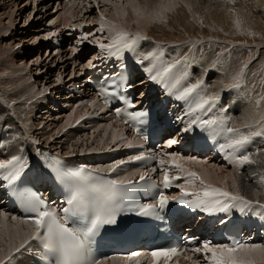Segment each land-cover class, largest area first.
<instances>
[{
	"label": "bare ground",
	"instance_id": "1",
	"mask_svg": "<svg viewBox=\"0 0 264 264\" xmlns=\"http://www.w3.org/2000/svg\"><path fill=\"white\" fill-rule=\"evenodd\" d=\"M179 1L180 0H134V3H133V2H130V0H109V2L106 3L105 0H84L85 4L80 7L81 9L76 8V4H77L76 2L68 3V4L62 3L61 7H56V10L59 9L60 11L61 8L62 10H64L63 11L64 15H60L57 18L58 19L57 23L59 26L61 25L65 26L66 24H69V22H71V19L73 18H76L79 21H83L85 19L83 18L84 12L88 14L89 10L91 9L90 6L93 5V6L100 8V11H99L100 14H103L105 12L103 16H104V20L106 22V27H107V28L105 27V29L106 30L108 29L109 32L108 31L107 32L110 34L109 39H113L116 33L123 29L124 31H127V33L130 32L129 35L131 33L133 34L139 33L141 36L143 35L149 36V32L152 31L153 27H155L154 22H159L163 20L167 16V13H166L167 11L169 12L170 10H174L176 6L178 5V3L180 5ZM181 1L183 4H186L187 6H189L192 3V5L190 6L192 8L193 6L197 4L203 5V6L205 4L203 0H181ZM207 1H209L212 4H223L222 6H220V9L224 10L225 12L228 11V8H230V6L232 5V6L239 8V10L241 9L242 11H245L244 13H246V15L248 13H254L264 19V11L261 10V9H264L263 0H232V1L219 0L220 3H218V0H207ZM44 2L45 0H43V3ZM108 4L110 5L106 7ZM15 8H16V5H15ZM134 8L137 9V12L139 14L133 11ZM76 9L78 11L75 14L74 11ZM69 11L71 12L70 15H68L67 13ZM2 15L0 17H4L5 15L7 16L9 23L7 24V26H5L4 24L2 25L1 19H0V37L7 35L9 30L16 26L13 12L8 13V10H7V12ZM98 22L100 23L101 19ZM113 24L116 25L115 29L111 27ZM81 33L82 31L79 30L78 34H81ZM74 34H76V30L69 29L68 31L66 32L64 31L62 34L60 33L51 39L50 44H52V42H58V44L62 45V43L66 41L64 43V45H66L67 42L71 41L69 43V47L72 44V41L77 39L75 40V45H74L75 51L72 50L73 48L72 49L70 48V50L67 48L70 52V57L64 59L65 56H61V54L66 53V51L64 52L60 50L61 52L56 51L53 54V56L51 55L52 56L51 58H54L57 56L56 60L58 61H60L61 59L62 62L70 61L72 63L74 60L73 64L77 65L76 67L78 68L77 70L81 71L82 79L84 81L83 73L87 69V66L84 67V65L83 66L79 65L78 60H79L80 54L85 52L81 50H84L82 49L83 44H84L83 42L86 41L87 36L85 37L86 39H84L83 37L80 38L81 36H84L82 34L81 36L77 38V35H74ZM57 37H59V39H57ZM146 41L141 43V47H142L141 54H143L144 56H148L150 53L156 52V54L163 53V55H166V58H168V55L169 57H171L170 55L174 53L173 51L171 52L170 50H168V52L165 51L164 49L166 48L164 49L160 47L157 48L155 44L153 43V41L152 43L146 42ZM10 46H11V49L8 50L9 53L5 56V59H7L5 64L7 63V65L9 64L10 66H6V68H4L5 70H7L6 75H8V78L5 77L3 78V80H0V127L3 124L5 126L3 130L0 129V143H2L3 140L6 143L8 139L12 138V141L15 142V144L12 145V148L10 149L9 152L6 151V155L9 157L7 158V160L11 159L12 157L19 156L21 162L24 163L26 167L27 164L30 165L32 160L35 159V152L32 153L28 148L30 144L33 146H37L39 142H41V140L42 142L51 141L52 137L46 138L47 136L46 132L44 134V130L38 129L39 128L38 127L37 130L40 132L42 131V134L39 133L42 136H37L35 138L33 136V135L36 136V132H34V126H32L31 124H28V125H24L23 127H25L26 128L25 130L27 131H33L34 134H31V135L29 134L30 136L29 138L31 139V141L25 138L26 136L23 133V129L22 127H20V125L27 124L28 122L26 120H29V117H30L29 115L28 117L24 115V114H27L26 106L28 104L26 105V103H28V101L31 100L30 103L33 105L31 109H36L40 107L39 100H43V98H37V94L39 96L38 92H41L39 90H36V85L38 83L32 84V82L29 81L30 78L28 79L26 78L27 75L23 77L21 76L24 70L26 71L28 76L32 75V71H30L29 69H26L27 67L25 64L18 63V61L13 57L14 55H12V53L15 51L13 50L15 45L11 44ZM50 48H52V46ZM54 48L62 49L63 47L60 46V47H54ZM84 48H87V47H84ZM87 49H89V47ZM49 51H51V49ZM100 51H103V50H100ZM100 51L95 52L93 54L91 53L89 55V57L91 58H89L88 62L98 61L97 59H101L107 55V54L102 55ZM132 52L133 51H129V50L126 51L125 54H123L122 56L120 55L121 56L120 59L122 61H125L131 55L133 56ZM74 54H77V55H74ZM208 54L203 51V53L196 54L195 58L192 57V59H190L192 61L191 63L195 64L196 66L191 64L190 70L192 71H190V73L188 74V78H192L194 76V79H197L201 77L204 73L209 71L208 76L211 77L210 78L211 84L207 82V90H208L207 93L208 95L211 93H214L216 95L212 94L210 96H207L206 98L214 97L215 101L211 105H206L205 109L202 110L201 112H197L192 117L193 119H197V118L199 120L213 119L212 106L217 102L218 98L222 96V90H224L226 87L225 81H226V77L228 76V72L227 73L220 72V74H216V76L212 77L214 71H211V70H213L215 67L220 66V69L222 68V70L226 71L227 68L225 66L227 64L226 62L227 57L229 55L223 57L222 61L219 62L220 65L215 66L213 59H212V55H208ZM178 55H180V51ZM192 56H194V54H192ZM110 58L111 56L109 57L110 61L112 62L115 61V56H114V59H110ZM155 58L156 56L154 58L148 59V62L150 61L153 62ZM133 59H134L133 65L135 66V68L140 69L138 67V63L136 64L135 62L137 58L135 59V57H133ZM178 59L176 58V60L174 59L172 60L177 61ZM160 63H163V62L161 61ZM160 63L158 64L157 69L155 66V69H156L155 73H157L163 66H166L165 63L163 64H160ZM180 67H177L179 68L178 69L179 73L182 72V69ZM65 68L66 67H62L61 69H59L60 78H62L64 73L66 72L64 71ZM152 75H154V73H152L150 76ZM249 77L250 76L248 75L247 78L245 79H248ZM149 78H148V81H154L155 83L157 82L156 80H153L151 78L149 79ZM176 79L177 78H174V79L170 78L166 80V84H164V81H163V84H159V85L162 87H170L171 85L175 86ZM140 81L141 80L137 82L136 84L137 86L144 84V83H141ZM142 82H144V80ZM260 83L261 82L257 78L251 79L250 77L248 80H246L245 83H243L244 84L243 88L241 87L242 85L241 86L238 85L237 87H231V89L229 88L230 90L228 89L229 90V92L227 93L229 94L228 100L230 103H235V104L230 105L228 101L226 100L227 104L230 107V111H227L224 115L225 121L227 122L226 124L227 127L238 128L240 132H242L245 135H248L251 132L264 133V83H261V84ZM31 87L34 90L32 89V91L29 92ZM179 88H182V87H179ZM85 90H88L86 87V83L83 84L82 88H78L77 90V96L82 97L83 94L84 96H88L87 99L84 101V102L87 101V103L82 104V107H85L87 104L90 103L91 105L90 109L93 107L94 111L96 110L95 113H99L100 119L99 120L94 119L90 121L83 120L81 122L82 126L77 127L76 130L72 132L76 133L77 131H80L78 135L81 132H84L83 134H85L86 136L87 134H89L87 136V139L82 140L81 139L82 137L81 138L79 137L77 142L71 143L72 141L71 139H75L74 137L76 136L71 137L68 140V144L69 146L71 145V147L66 149L65 152H64L65 150L64 146H61V145L57 146L54 144L53 145L51 144L52 146L49 145L55 150H58L66 155H69L72 157L74 156V158L81 163L83 161L89 162L92 160H97L96 156L100 152H107L111 148H120L124 146L126 139L129 135L128 130L126 129V127L121 125V123H118L113 120L110 121L111 117H109L108 114H106V110L99 107L97 105V101L94 100L92 96L90 95V92L87 91L86 93ZM81 97L79 99H81ZM22 99H25V102L20 104V101ZM88 108L86 110L85 115H82L81 117L75 116L74 119L72 120L78 121L82 119L83 117L87 116L89 113H91ZM203 112L205 113V116L202 115ZM17 122L20 125H18ZM71 124H72V121H71ZM246 124L249 125V127H245ZM191 132H198V133L207 132L209 135H211L212 137L210 138V149H212L213 152L218 151L220 148V145L214 142V138L221 145H226L227 143H229V134H227L226 132L222 133L221 130L216 129V134L214 135L215 130L213 127L201 128V127L196 126V128L194 127L192 128ZM5 133H6V136H4ZM167 134L171 136L172 131H168ZM51 136H54V135H51ZM114 136L116 137L115 142H113ZM16 138L20 140L18 141ZM195 140L196 138H194L193 136H189L185 140V144L187 145V147L193 150V144ZM51 143H54V141ZM263 144H264V134L258 135V136H252L250 142L247 145H245L244 148L241 149L240 151L234 150L232 152V149H227L228 150L227 151L226 149L221 148L220 150V152L222 153L221 157L211 158L207 156L206 159L201 158V157L198 158L197 155H194L196 156L194 157L195 159H191L193 158V156H191L189 151L187 149L178 150L179 147L168 149V151L180 157L181 159L179 160V163H181L185 168H188L192 171L197 172L199 175H201L206 180V182H209L217 187L226 188L228 191H231V192H238L240 195L246 197L249 200L260 201L261 203H264V149H261ZM230 150L232 153L230 155L231 160H235L241 155H249L255 161V163H252L250 165L248 164L249 166H247L246 168L247 171L250 170L252 172L251 174L247 176L244 174L233 175L231 172H228L227 169L219 166L220 164H222V160H221L222 157L228 155L230 153ZM198 154H201V153H198ZM204 160H206L207 163H196L195 162V161L203 162ZM209 161L211 162L214 161V163H210ZM105 162L106 163L103 164V168L108 171V169L110 168L109 166L110 161L108 162L107 160ZM118 163L119 162H117V164ZM227 163H230L229 160L227 161ZM118 174H122L123 175L121 176L122 178L125 176V173L123 172L121 168L117 169L114 172V175H118ZM125 179L126 178H124L123 180ZM233 184H235V187H233ZM199 188H200L199 181H197L196 187L191 188V189L199 190ZM231 209L233 210V212H237L238 214L243 213L239 210V208H231ZM245 209L254 211L256 209H259V207H254L253 209H248V208H245ZM0 212L4 213V215L8 218L7 220H4L3 217H0V248H2L0 257L5 258L8 255L10 246H11L12 252H14L15 248L20 244L21 240L24 239L25 234L29 233L31 229L28 225L20 223L21 220L18 218L16 221H13L12 217L14 215L12 213L7 212L6 206H0ZM260 245H264V244L261 243ZM15 264H31V263L29 260L22 259L18 263H15ZM106 264H125V263L121 260H111V261H107Z\"/></svg>",
	"mask_w": 264,
	"mask_h": 264
},
{
	"label": "rangeland",
	"instance_id": "2",
	"mask_svg": "<svg viewBox=\"0 0 264 264\" xmlns=\"http://www.w3.org/2000/svg\"><path fill=\"white\" fill-rule=\"evenodd\" d=\"M49 1L50 0H45V2L43 3V0L40 1L39 0H0V14L2 15L6 13L7 10L8 13L13 12L14 20L16 24L14 28L9 30L7 35L3 36L4 38L0 37V68H1L0 80H3V78L5 77L8 78V75H6L7 70H5L4 68L10 65L9 64L7 65V63L5 64V62L7 61V59H5V56L9 53L8 50L11 49L10 45L14 44L15 46L13 50L15 51L12 53V55H14L13 57L18 61V63L25 64L27 67L26 69L32 71V75L28 76L26 71L23 69L24 72L21 74V76L23 77L27 75L26 78L27 79L30 78L29 81H31L32 84L38 83L37 84L38 86L36 85V90H39L41 92H38L39 96L37 94V98H43V100H39L40 107L36 109H31L33 105L30 103L31 100L28 101V103H26V105L27 104L29 105L26 106L27 114H24L27 117L28 115L30 116L29 120H26L28 123L20 125L17 122V124L20 125V127H22L23 133L25 134L26 136L25 138L27 140L31 141V139L29 138L30 137L29 134L31 135L34 133L33 131L25 130L26 128L23 126L31 124L32 126H34V132H36V136L33 135L35 138L37 136H42L41 135L42 131L40 132L37 130V128L39 127L38 129L44 130V134L46 132L47 135L46 138L52 137V140L54 141V143H51L53 142L52 140L45 142H42L41 140V144H46V145L48 144L50 146H52L53 144L57 146L61 145L64 146L65 148L64 152H65L66 149L71 147V145L69 146L68 144V140L71 137L76 136L74 137L75 139H71L72 140L71 143L77 142L79 137L80 138L82 137L81 138L82 140L87 139V136L89 134H87L86 136L81 132L78 135L80 131H77L76 133L72 132L76 129H69L70 127L69 125L71 124V121L72 123L76 121V120L75 121L72 120L74 119L75 116L81 117L82 115H85L88 107H82V104H86L87 101L84 102L85 100H83L81 96H77V90L78 88H82L84 81L82 79L81 71L77 70L78 69L76 68L77 65L73 64L74 60L72 63L70 61L62 62L61 59L60 61H58L56 60L57 56L51 58L56 51H60V50L64 52L66 51V53L61 54V56H65L64 59L70 57V52L68 50L70 47L68 46L66 47V45H64L62 49L50 48L51 47L50 42L52 38H49V42L45 40L47 37L50 36V33L53 30L55 31L54 33H57L55 34V36H57L59 34V30L62 28V25L59 26L57 23L58 21L57 18L60 15H62V12L61 10L59 11V9L56 10V5H51ZM203 1L205 3L204 6L197 4L192 8L190 7L192 3L189 6H187L186 4H183L182 1L180 0L179 1L180 5L178 3V5L174 10H170L169 12L167 11L166 12L167 16L163 20L159 22H154L155 27L152 28V31L149 32V36H148L150 40L144 39L142 42L147 40L146 42L152 43L153 41V43L157 48L158 47L163 49L166 48L164 50L167 52L168 50H170L171 52L173 51L174 53L170 55L172 59L176 60V58L178 59L182 55L183 59H187L186 60L187 63L189 62L188 58L192 52H193L192 54L196 56V54L198 53H203L204 50L205 53L207 54L209 53L208 55H212L214 65L217 62L222 61L221 58L215 63L216 59L222 56L225 57L229 54L230 57L229 56L227 57V61H226L227 64L225 66L227 70L224 71L222 70V68L221 69L219 68V70H215L212 75V77H214L216 76V74H220V72H225V73L228 72V76L226 77V81H225V86H226L225 89L227 88V86L230 85V83H232V85L229 87L230 89L231 87H237L238 84L236 83L240 82L243 79V77L245 79L246 78L245 74L247 72H249L247 76L249 75L251 79L257 78L261 83H264V23H263L264 19L254 13L247 12L248 14L246 15V13H244L245 11H242L241 9L239 10V8L232 5L230 6V8H228V11L225 12L224 10L220 9V6H222L223 4H212L207 0H203ZM226 1H232V0H226ZM218 3H220L219 0ZM84 4L85 3L83 1L81 5L77 6L76 8L81 9L80 7L83 6ZM109 5L110 4H108L106 7H108ZM91 6H90L91 9L89 10L88 14L83 11L84 12L83 18H85L84 20L82 19L83 21H79L76 18L71 19L72 24L77 23L75 24L76 26L81 24H86L85 31L90 30L89 31L90 34L97 32L100 29V24H101V22L100 23L98 22L101 19V14L99 13L100 8L93 5ZM77 9L74 11L75 14L78 11ZM209 10L211 13L209 12ZM261 10L264 11V9ZM67 13L68 15H70L71 12L69 11ZM0 19H1V24L7 26V24L9 23L7 16L5 15L4 17H0ZM54 20H56L54 22V25L47 27V25ZM237 21H239V25H240L239 28H237ZM71 22L69 23L71 24ZM68 25L69 24H66L65 26H63V28L67 27ZM90 25L93 26V28L89 29ZM46 30L50 31V33L49 32L47 33ZM101 30L106 32L109 39L110 34L108 33L109 32L108 29L106 30L104 28ZM62 33L63 32H61V34ZM82 33L77 35V38L81 36ZM249 33H251V35ZM133 35L135 36V34L131 33L129 36L133 37ZM85 37L86 36L84 35L83 38L86 39ZM111 41L112 39H109L108 44L111 43ZM157 41L159 42L161 41V43L158 44ZM97 42L98 40L96 38L93 40L91 39L90 41L86 39V41L83 42L84 44L82 49L84 50L81 51H86L89 45H96ZM188 45H189V49L187 47ZM140 48L142 47L140 46ZM50 49L51 51H49ZM72 50L75 51L74 48ZM100 50L102 49L99 48L97 51H93L91 53L93 54L95 52H99ZM104 50L100 51L102 55L109 54L107 48H105ZM113 50L115 51V49ZM178 50L180 51V55H178L179 53ZM126 51L128 50H124L122 54L118 55V57L120 58L123 54H125ZM134 51H135V47H134ZM132 53H133V57H135L136 59L137 56L134 54V52ZM165 58L166 55H164L163 59ZM168 58L170 59L169 55ZM110 59H114V55H112ZM155 60L156 58L154 59V61ZM154 61L153 62L150 61V63L152 64H150L149 67H152L154 65V69L155 66L157 69V66L161 61L160 60H158L160 62L158 61L154 62ZM135 62L137 64V59ZM192 65L196 66L195 64ZM218 65L220 64H216L215 66ZM62 67H66L64 70L66 72L64 73L63 77L60 78L59 69H61ZM241 72H243L242 75ZM153 73L154 75L156 74L155 71ZM1 74L3 77L1 76ZM151 74L152 73H150L149 76ZM210 78L211 77H209V83L211 84ZM142 81L143 80H141L140 82L141 83L145 82ZM156 83L163 84V81L160 82L157 81ZM164 84H166V81H164ZM32 89L33 88L31 87L29 92H31ZM228 89L225 90V93L229 92L230 89L229 90ZM224 90H222V92ZM80 97L82 100L79 99ZM221 97L224 98V95L222 94ZM25 99H22L23 102L21 100L20 104L24 103ZM227 101L230 105L235 104V103H230L228 99ZM61 106L62 107L65 106L67 108H62ZM78 107H80V110H82V112L75 111ZM88 109L90 110V108ZM202 115L205 116V113L203 112ZM214 127L218 130H220L221 128V127L218 128L216 125H214ZM4 128L5 126L3 124L0 127V129L3 130ZM50 134L54 136H51ZM4 136H6V133L4 134ZM16 139L18 141L20 140L18 138ZM13 144H15V142H13ZM11 148L12 147H10V149ZM28 148L32 153H34L39 147L38 145L33 146L30 144ZM261 149H264V144L262 145ZM233 151L234 150L232 149V152ZM231 154L232 153L230 150V153L226 156L230 158ZM226 156L222 157L221 159L222 164L220 165L217 164V165L227 169V171L231 172L233 175L244 174L247 176L252 173L250 170L248 171L246 170L247 166H249L250 164L249 165L239 164L236 159L232 160V162L230 163H227L229 159H226L225 158ZM201 158L206 159L203 156H201ZM191 159H195V158H191ZM209 162L214 163V161L212 162L209 161ZM0 250L1 253L2 248H0Z\"/></svg>",
	"mask_w": 264,
	"mask_h": 264
},
{
	"label": "snow or ice",
	"instance_id": "3",
	"mask_svg": "<svg viewBox=\"0 0 264 264\" xmlns=\"http://www.w3.org/2000/svg\"><path fill=\"white\" fill-rule=\"evenodd\" d=\"M109 2V0H105ZM134 3V0H130ZM137 12V9H133ZM137 14H139L137 12ZM106 22L103 14H101L100 28L104 29ZM113 29L116 25L111 26ZM239 21H237V28H239ZM251 35V33H249ZM147 39L136 33L135 36L130 37L129 33L120 30L113 37L110 44L107 46L100 44V48L104 50L107 48L110 55H119L124 50L134 51V46L140 41ZM115 49V51H113ZM155 53H150L145 56V59L154 58ZM179 63V62H177ZM175 68L174 64L163 66L151 79L158 82L164 81L165 78ZM151 71V70H149ZM243 72H241V75ZM238 79V78H237ZM196 84L188 88L183 96H189L199 88ZM215 101L214 97L201 98L199 103L192 112H197L205 109L206 105H211ZM131 106V105H129ZM119 115V113H118ZM146 112H137L133 114V119L146 116ZM127 123V121H125ZM218 122L214 119L199 120L193 119L188 126L184 128V132H190L193 125L201 128H211ZM222 126L221 131L229 134V143L221 145L224 149H233L240 151L247 145L252 136L262 135L261 132H251L248 135L240 132L238 128L227 127L226 121H220ZM249 127V125H245ZM116 137H113L115 142ZM176 140H169L167 146L169 148L176 144ZM142 157L136 156L133 159L139 160ZM232 162L231 158L225 157ZM181 158L175 154H170V165L177 169V171L186 177V185L191 188L196 187L199 181L200 188L196 191H187L185 186H181V197L178 202L186 204L190 208H199L201 211L212 215L216 212H228L231 208H239L241 212L245 208L253 209L259 207L264 209V203L260 201H252L240 195L238 192L228 191L226 188L217 187L206 182V180L197 172L185 168L179 160ZM239 164H252L255 161L249 155H241L236 158ZM165 160L159 161L161 170L164 172L163 185L164 188H169L173 179H180V176L170 177L167 169L163 165ZM196 163H207V161H195ZM120 163H123L121 161ZM25 164L21 162L19 157H12L9 160H0V175L3 179L10 183L19 178ZM51 172L56 178L61 181L69 190L70 196L67 199L69 207L64 208L63 217L58 216L54 210H50L41 200L34 196L29 191L18 190L17 196L21 203L25 205L26 211L32 213L30 218L22 219L20 223L28 225L31 231L25 234L24 239L15 248L16 252L25 249L29 240L39 241L46 254H50L55 258V264H106L105 260L93 258L90 252V246L93 238L98 234L100 228L104 225H112L116 223L117 215L121 212V202L126 198L127 194L132 190L129 187V182L116 179H108L97 173L103 172L104 169H96L89 171L85 168L69 169L66 168L63 162L58 157H53L48 165ZM119 164H113L108 169L109 172H115ZM155 171V169H153ZM141 181L145 179L140 177ZM235 187V184H233ZM193 197L192 200L185 199V197ZM169 197L162 192L159 194L155 204L143 205L138 210L137 214L141 216H150L156 213L157 208L163 210L167 207ZM72 216H79L88 221L84 228L70 226V218ZM0 217L4 220L8 218L4 213L0 212ZM13 221L17 217H12ZM193 254H203L202 258L207 264H264V245L247 244L241 241H233L231 245H212L210 242H204L201 246L193 247L191 249ZM135 253L132 256L122 257L125 260H132L139 256ZM151 257L152 264H178V257L182 255L181 249L178 246H172L164 249L153 250L148 254ZM185 259L196 264L192 256H185ZM113 259H115L113 257ZM12 249L9 248L7 260L0 257V264H11Z\"/></svg>",
	"mask_w": 264,
	"mask_h": 264
}]
</instances>
